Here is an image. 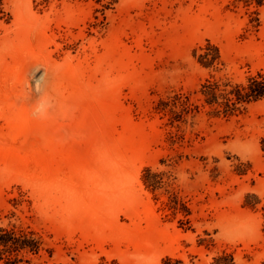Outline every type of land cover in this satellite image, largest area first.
I'll list each match as a JSON object with an SVG mask.
<instances>
[{"label": "rangeland", "instance_id": "374dc122", "mask_svg": "<svg viewBox=\"0 0 264 264\" xmlns=\"http://www.w3.org/2000/svg\"><path fill=\"white\" fill-rule=\"evenodd\" d=\"M260 73L247 0H0L12 261L264 264V99L224 105Z\"/></svg>", "mask_w": 264, "mask_h": 264}, {"label": "trees", "instance_id": "16d2710c", "mask_svg": "<svg viewBox=\"0 0 264 264\" xmlns=\"http://www.w3.org/2000/svg\"><path fill=\"white\" fill-rule=\"evenodd\" d=\"M247 1L254 2L259 6L264 5V0ZM261 99H264V74L262 73L258 74L255 78H251L246 86H239L232 90L230 96L226 98L227 101L224 102V105L230 109H235L238 104L250 103ZM34 247H37L36 242L21 240V237L17 236L16 231L0 229V248H2L0 255L1 259L5 260V264H16L11 258L13 252H19L28 248L35 251ZM5 254H7V258H5Z\"/></svg>", "mask_w": 264, "mask_h": 264}]
</instances>
